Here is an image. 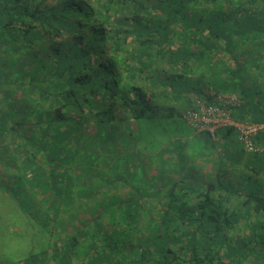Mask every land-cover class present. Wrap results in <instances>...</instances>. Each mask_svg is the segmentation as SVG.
<instances>
[{"label": "trees", "instance_id": "trees-1", "mask_svg": "<svg viewBox=\"0 0 264 264\" xmlns=\"http://www.w3.org/2000/svg\"><path fill=\"white\" fill-rule=\"evenodd\" d=\"M231 95L235 121L264 123V0H0V150L48 160L34 194L56 220L25 263L264 264V194L237 208L224 181L184 178L188 137L131 174L142 121ZM112 149L124 164L99 162Z\"/></svg>", "mask_w": 264, "mask_h": 264}, {"label": "rangeland", "instance_id": "rangeland-1", "mask_svg": "<svg viewBox=\"0 0 264 264\" xmlns=\"http://www.w3.org/2000/svg\"><path fill=\"white\" fill-rule=\"evenodd\" d=\"M126 54L130 55L128 52ZM175 111L176 114L172 113L173 115L170 116L166 112L161 113L163 114L161 120H147L140 123L141 145L146 150L142 151L140 145L137 146L138 154L135 158L138 161V169L132 170V175L138 170L148 171L152 167L151 157L145 152L155 156V153L174 149L175 154L180 155L178 147L182 145L185 137L190 135L191 130L183 118L182 110ZM144 124L146 127L143 129ZM101 143L102 139H94L93 146L97 155L102 150ZM2 149L0 150V264H26L27 259L35 255H43L49 250L52 245L51 232L56 229L53 223L56 220H52L53 214L51 211L48 212L50 207L47 206L46 198L34 194L37 191L34 184L36 180L41 177L46 178L50 174L47 171L44 175H39L36 168L41 164L45 165V160H48L37 162L39 159L35 161L31 158V162H24L26 147L21 151L16 148L15 154L11 153L12 150L8 153L4 147ZM10 154L15 155L17 161L10 159ZM118 154L113 149L109 150L106 154L102 153L104 158L99 159V162L102 164L103 160H106L107 163L113 161L122 165L126 160ZM12 161L17 162L18 166L11 167ZM49 168L54 172L56 165L52 167L51 163Z\"/></svg>", "mask_w": 264, "mask_h": 264}, {"label": "crops", "instance_id": "crops-1", "mask_svg": "<svg viewBox=\"0 0 264 264\" xmlns=\"http://www.w3.org/2000/svg\"><path fill=\"white\" fill-rule=\"evenodd\" d=\"M186 137L190 140V148L185 149L188 153V166L185 168L184 178L194 177L192 170H195V174H202L201 176L206 178L209 184H220L219 182L224 181L232 195V203L237 208L244 207L247 199L246 191L255 192L257 195L264 194V157L250 159L243 146L237 143V139L217 138L213 139V142L204 141L203 138L196 137V133L192 131ZM204 160L206 161L203 162ZM157 161L161 162L165 168L169 165L171 167L169 163L171 158L163 163V158L159 156ZM200 169H204V172L199 173ZM217 172L221 174V178L217 177Z\"/></svg>", "mask_w": 264, "mask_h": 264}, {"label": "built area", "instance_id": "built-area-1", "mask_svg": "<svg viewBox=\"0 0 264 264\" xmlns=\"http://www.w3.org/2000/svg\"><path fill=\"white\" fill-rule=\"evenodd\" d=\"M221 104H206L201 100H196V104L183 112V116L188 125L196 132H208L215 134L222 128H234L239 143L248 153H264V146L256 143V138L264 134V123L238 122L232 118L231 111L227 104H235L237 97L220 96Z\"/></svg>", "mask_w": 264, "mask_h": 264}]
</instances>
